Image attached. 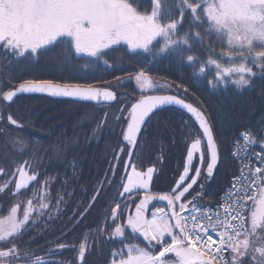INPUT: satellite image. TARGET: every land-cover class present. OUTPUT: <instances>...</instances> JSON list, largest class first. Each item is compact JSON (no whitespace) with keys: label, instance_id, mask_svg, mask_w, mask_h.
<instances>
[{"label":"snow or ice","instance_id":"obj_1","mask_svg":"<svg viewBox=\"0 0 264 264\" xmlns=\"http://www.w3.org/2000/svg\"><path fill=\"white\" fill-rule=\"evenodd\" d=\"M193 41L206 55L198 54ZM217 42L226 43L227 48L217 53ZM58 46L65 64L83 58L84 69L91 66L121 74L91 82L86 73L70 79L8 77L0 81V137H6L10 127H24L21 117L10 110L21 95L116 103L118 109L105 112L93 132L109 126L111 119L120 126L122 143L112 150L109 168L94 194L82 210L84 202H77L78 215L74 210L69 220L79 224L90 215L106 195L104 189L116 183L112 177L122 167L120 190L100 210L94 230L82 233L78 247L46 242L57 244L52 251H75L73 259L53 262L35 255L43 246L34 249L36 236L25 237L35 223L33 215L43 216L49 209L45 201L53 199L52 178L41 183L46 170L43 157L36 153L23 159L27 147L19 140L21 158L0 156V177L6 178L0 193L16 197L33 184L37 187L33 198L16 200L8 214L0 217V264H88L87 256L98 247L96 238L105 233L106 240L117 239L121 245L110 250L105 264H264V121L256 131L245 129L236 138L237 150L231 155L237 172L221 201L214 207L201 204L205 194L201 177L212 179L221 161L215 123L187 84L161 82L152 73L160 59L175 52L178 63L186 62L205 78L210 74L206 83L213 89L229 83L239 89L251 87L258 75L254 69L264 77V0H0V49L17 61L38 63ZM121 48L125 51L120 63H111L107 57ZM129 81H134L139 95L122 97L117 89ZM260 95L264 98V89ZM171 105L187 114L180 124L190 134L184 137L185 153L174 182L167 191L154 193L161 169L156 164L144 167L137 149L146 139L153 115ZM257 143L259 151L253 148ZM54 151L59 155L61 150ZM157 160L163 163V155ZM66 195L57 194V207L65 203Z\"/></svg>","mask_w":264,"mask_h":264},{"label":"trees","instance_id":"obj_2","mask_svg":"<svg viewBox=\"0 0 264 264\" xmlns=\"http://www.w3.org/2000/svg\"><path fill=\"white\" fill-rule=\"evenodd\" d=\"M172 2L173 0H170V3ZM187 23L186 19L185 28ZM222 47L226 49V43L222 45L217 42L216 52L219 53ZM193 48L198 54L206 55L198 42L193 41ZM124 51L123 48L113 51L107 58L111 63H120L121 54ZM136 58L139 59V57ZM127 60L128 57L125 56L124 62L127 63ZM223 62L227 63V56L223 58ZM85 63L86 60L81 58L73 60L71 64H65L61 46L43 54L38 63L35 59L31 63L26 60L17 61L0 49V81L8 77L70 79L77 75L85 76L86 73L85 78L91 82L92 78L110 80L113 75L121 74L119 71L110 73L91 66L84 69ZM127 70L132 71L130 68ZM254 70L258 75L254 78L251 87L245 86L239 89L235 84L229 83L227 86L221 84L213 89L206 83V79H211L210 74L205 78L186 62L178 63L175 52L167 53L152 67L153 77L161 82L179 80L187 84L191 91L204 102L215 123L221 141V161L212 179L204 181L201 177L205 184V194L200 201L201 204L216 202L236 171V161L230 153L234 138L245 129L256 131L261 121H264V98L260 95L261 90L264 89V77L259 75V69ZM117 91L122 97L127 98L139 95L134 81L125 83ZM118 107L116 103L74 102L67 98H49L39 95H21L11 104L10 110L21 117L20 122L24 127L22 129L10 127L6 137H0V156L21 158V145L18 141L22 139L27 147V154L23 155V159L36 153L44 159L46 170L43 172L41 182L47 175L57 177L51 182L49 188L53 198L47 201L51 213L45 212L44 217L39 213L34 214L32 220L35 223L25 237L27 239L28 236H36V241L32 244L34 249L42 244L41 237H45L47 241L56 240L57 243H79L82 233L89 229L94 230L100 210L106 206L109 198L117 195L120 190L119 177L123 171L122 167L118 169L116 176L112 177L116 183L104 189L106 195L100 198L91 210V214L79 224L69 220L73 216V211L77 210V202H84L79 209L82 210L90 196L94 194L98 186L97 182L104 178L109 168L112 150L117 149L122 143L119 136L120 126L111 119L108 121L109 126L93 132L103 114L112 113ZM182 118H187L184 110H178V107L172 105L163 107L161 111L153 115L148 125L146 139H142L138 146L137 152L142 165L147 167L150 164H156L161 169L153 192L167 191L168 185L174 182L180 170L185 153L184 137L190 134L188 131L181 130ZM260 138L257 135V139ZM13 139L17 143H13ZM173 140L176 141L175 144L172 143ZM56 148L61 150L59 155L54 151ZM158 155H163V163L157 160ZM73 164L76 165L75 168L72 167ZM108 175L111 176V173L109 172ZM5 179L0 177V183H3ZM34 186L37 185L33 184L28 189L22 190L19 195H23ZM58 193L69 195L64 197L65 203L57 207L55 198ZM13 198L8 192L0 193V212L7 210ZM154 206H163V204ZM92 235L93 233L89 232L90 238ZM106 236L107 233L96 238L98 247L87 256L88 264H105L110 250L121 246L117 239L106 240L104 238ZM69 258L70 254L66 259L69 261Z\"/></svg>","mask_w":264,"mask_h":264},{"label":"flooded vegetation","instance_id":"obj_3","mask_svg":"<svg viewBox=\"0 0 264 264\" xmlns=\"http://www.w3.org/2000/svg\"><path fill=\"white\" fill-rule=\"evenodd\" d=\"M50 210L51 209H45L44 210V214L47 211L50 214L51 213ZM32 219H33V217H32ZM41 240H43V242H42V244L40 246H43V251H38V252L35 253V255L42 256V257H44V259H47V260H50V261H53V262H61V261L67 262L68 260L66 258L69 256V254H70L69 260L73 259L76 256V252L72 251V250H70V252L68 250L52 251L53 249H56L57 244H54V243L46 244L47 240H45V237H41ZM59 243H63V242H59ZM64 243H67V242H64ZM68 244H74V245H76L78 247L79 243H73L72 242V243H68ZM45 253H50V254L49 255H45Z\"/></svg>","mask_w":264,"mask_h":264},{"label":"rangeland","instance_id":"obj_4","mask_svg":"<svg viewBox=\"0 0 264 264\" xmlns=\"http://www.w3.org/2000/svg\"><path fill=\"white\" fill-rule=\"evenodd\" d=\"M52 178L50 180V183H49V188H50V185H51V182L54 181L57 177L56 175H47L43 178V180L45 178ZM43 180L41 183H43ZM37 186H34L32 188H30L27 192H25L23 195H17L16 197L13 198V200L11 201L10 205L8 206L7 210L5 212H0V217H3V216H6L8 214V211H9V208L11 206V204H13L16 200H19V201H26L27 199L29 198H33L34 197V192H33V188H35ZM46 203H48L47 201H45Z\"/></svg>","mask_w":264,"mask_h":264},{"label":"built area","instance_id":"obj_5","mask_svg":"<svg viewBox=\"0 0 264 264\" xmlns=\"http://www.w3.org/2000/svg\"><path fill=\"white\" fill-rule=\"evenodd\" d=\"M237 137H238V136H237ZM237 137H236V138H237ZM236 138H234V140H233V142H232L231 153H232L233 151L237 150V145H236V143H235ZM240 143L243 144V141L241 140ZM253 148H254V150H256V151H259V150H260V148L257 146V144H255V145L253 146ZM236 172H237V169H236V171H235L234 173H236ZM231 177H232V176H231ZM230 181H231V178H230L228 184L224 187V190H225L227 187H229V185H230ZM224 190L222 191V193H221V195H220V198H219L216 202H214V203H212V204H207V205H209V206H213V207H214L216 203L220 202V201H221V198H222V194L224 193Z\"/></svg>","mask_w":264,"mask_h":264},{"label":"water","instance_id":"obj_6","mask_svg":"<svg viewBox=\"0 0 264 264\" xmlns=\"http://www.w3.org/2000/svg\"><path fill=\"white\" fill-rule=\"evenodd\" d=\"M94 86H96V85H94ZM94 103H96V102H94ZM172 106H175V105H172ZM165 107V106H164ZM176 107H178V106H176ZM22 191V190H21ZM154 193H156V192H154Z\"/></svg>","mask_w":264,"mask_h":264}]
</instances>
